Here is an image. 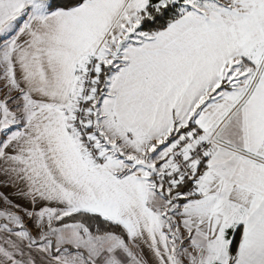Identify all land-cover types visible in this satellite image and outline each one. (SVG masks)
I'll return each instance as SVG.
<instances>
[{
	"label": "snow or ice",
	"instance_id": "obj_1",
	"mask_svg": "<svg viewBox=\"0 0 264 264\" xmlns=\"http://www.w3.org/2000/svg\"><path fill=\"white\" fill-rule=\"evenodd\" d=\"M0 264H264V0H0Z\"/></svg>",
	"mask_w": 264,
	"mask_h": 264
}]
</instances>
